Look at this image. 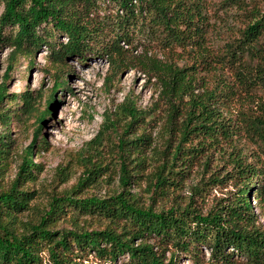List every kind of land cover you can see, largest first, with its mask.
<instances>
[{"label": "trees", "instance_id": "16d2710c", "mask_svg": "<svg viewBox=\"0 0 264 264\" xmlns=\"http://www.w3.org/2000/svg\"><path fill=\"white\" fill-rule=\"evenodd\" d=\"M0 6V51H10L6 81L20 58L31 70L43 47L56 69L43 111L42 96L29 91L23 108L11 112L7 85L0 84V174L14 117L34 115L37 123L15 180L0 189V264H264V0ZM91 51L107 57L105 82L136 70L154 90L144 108L126 96L90 143L116 136L119 190L104 198L54 196L37 221H22L35 194L23 185L34 176L35 147L45 143L40 137L56 92L66 86L67 59ZM102 165L87 168L76 187L95 182ZM230 185L227 196L214 194ZM71 208L107 225L57 228Z\"/></svg>", "mask_w": 264, "mask_h": 264}, {"label": "rangeland", "instance_id": "374dc122", "mask_svg": "<svg viewBox=\"0 0 264 264\" xmlns=\"http://www.w3.org/2000/svg\"><path fill=\"white\" fill-rule=\"evenodd\" d=\"M2 11L3 7L0 6V15ZM61 42L66 43V38H62ZM9 52L8 49L0 51V84L4 82L7 85L9 95L4 106L11 107V112L23 108V94L31 91L34 97L42 96L40 102L39 98L37 102L43 111L54 86L56 70L49 58L50 50L43 47L38 51L31 70L27 67V59L20 58L6 81L4 75L8 69ZM65 69L67 82L63 84L66 86L57 90L59 101L42 129L40 141L45 143L35 147L33 161L37 166L33 169L34 176L23 185L24 190L35 194L29 209L20 215L22 221H37L49 208L54 196L76 192L78 198H104L118 191L116 136L112 134L109 138L105 137L101 146H90V143L103 126L106 114L115 111L126 96L130 95L139 107L144 108L150 104L154 92L147 85L145 76L136 70L121 73L112 83L105 82L109 64L107 57L98 51L88 52L84 58L76 56L67 59ZM13 95L18 100L9 102L11 97L14 98ZM36 127L34 115L15 116L10 123L13 145L11 154L5 160V170L0 174V189L7 190L15 180L23 152L31 144ZM2 130L0 126V132ZM99 162L104 164L101 174L95 182H89L79 190L76 185L86 169ZM142 188H145L144 182ZM232 188L231 185L217 188L214 194L218 197L227 196ZM136 190L132 188L133 192ZM252 205L256 207L254 198ZM261 221L264 225V221ZM106 225L107 222L97 215L82 214L73 208L56 223L57 228L84 226L98 229ZM181 264H192V261L183 259Z\"/></svg>", "mask_w": 264, "mask_h": 264}]
</instances>
